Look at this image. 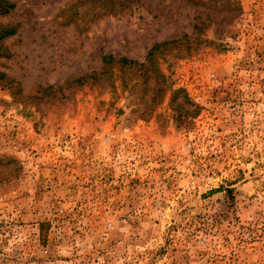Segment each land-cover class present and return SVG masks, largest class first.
Wrapping results in <instances>:
<instances>
[{
    "label": "rangeland",
    "instance_id": "rangeland-1",
    "mask_svg": "<svg viewBox=\"0 0 264 264\" xmlns=\"http://www.w3.org/2000/svg\"><path fill=\"white\" fill-rule=\"evenodd\" d=\"M8 1L0 264H264V0Z\"/></svg>",
    "mask_w": 264,
    "mask_h": 264
},
{
    "label": "trees",
    "instance_id": "trees-1",
    "mask_svg": "<svg viewBox=\"0 0 264 264\" xmlns=\"http://www.w3.org/2000/svg\"><path fill=\"white\" fill-rule=\"evenodd\" d=\"M15 8V4L13 2H10L8 0H0V16L6 15L8 14L11 10H13ZM17 26L16 25H12V24H0V41L5 38L8 37L12 34H14L16 32ZM186 37V35H182L179 38H175L172 40H168V41H164L160 44H155L147 53L146 57H145V61L144 62H138L135 60H131L128 59L126 57H118L115 58L113 55H103L101 57V60L103 61V63L105 64H117L120 67L123 66H134L135 68H143L145 70L148 69V67L153 63V59L152 56H154V53L156 51H160L165 49L166 47H169L170 45H175V44H179L183 41V39ZM1 47V46H0ZM89 76L88 75H83L81 77H78L72 81H70L71 83H76V84H81L84 80H86Z\"/></svg>",
    "mask_w": 264,
    "mask_h": 264
}]
</instances>
